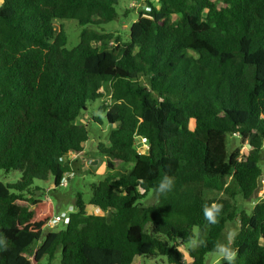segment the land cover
I'll use <instances>...</instances> for the list:
<instances>
[{"label": "trees", "instance_id": "1", "mask_svg": "<svg viewBox=\"0 0 264 264\" xmlns=\"http://www.w3.org/2000/svg\"><path fill=\"white\" fill-rule=\"evenodd\" d=\"M119 5L0 4V172H21L0 182V264L59 254L60 264H206L235 221L234 264H264V200L251 215L237 204L258 193L264 174V0H147L125 40L98 30L118 20ZM57 19L84 27L77 47L67 48ZM97 101L104 119L88 112ZM91 123L109 127L97 145L109 173L91 185L89 203L76 195L64 229H47L57 208L36 181L52 182V193L64 187L75 175L65 158L85 152ZM230 135L251 149L229 154ZM166 175L174 186L159 194ZM213 204L222 205L215 223L205 217ZM195 229L199 245L185 262L180 246Z\"/></svg>", "mask_w": 264, "mask_h": 264}, {"label": "rangeland", "instance_id": "2", "mask_svg": "<svg viewBox=\"0 0 264 264\" xmlns=\"http://www.w3.org/2000/svg\"><path fill=\"white\" fill-rule=\"evenodd\" d=\"M154 2V0H150ZM3 0H0V4ZM128 11V12H127ZM148 12L150 8L147 5V0H120V5L118 6L119 18L117 21L98 28L99 31H103L105 33H113L121 36L124 40L129 36L130 26L137 20L139 12ZM55 26L57 28L63 27L67 36H68V44L67 48L72 49L77 47L81 41V32L83 30V26H81L75 20H67V19H57L55 21ZM99 45L98 43L95 44ZM104 93L106 98L104 102H108L110 99L111 89L109 86H105ZM100 101H97L93 105L89 107L90 116H97L104 119V114L99 111ZM106 122V120H105ZM109 127L107 124L100 125L98 123H91L90 126V140L85 145V152L80 156L77 160H74L76 156L73 158H65V161L69 160L72 165L73 170L75 171V175L73 178L69 179L67 184L59 188L57 192L52 193V182H41L36 181V185L43 187L46 189L47 199L50 202L49 196L53 200L56 208L58 217H65L70 211V206L75 205V198L78 193H82L86 202H90L91 199V185L97 184L101 179H103L108 173V159L100 154L97 151V145L102 137L107 136V132ZM137 147L141 153H147L149 151V146L146 144L145 140H139L137 142ZM241 149L243 154H246L250 149L247 144L243 145L236 135H230L227 138V151L231 154L234 150ZM117 170H122L123 166L119 161H113ZM260 167L264 173V148L262 152V159L260 162ZM21 179V172L12 171L10 173L0 172V182L3 183H16ZM211 196L214 194L211 193ZM264 200V174L260 180V188L258 193L253 196L249 200H245L241 197L238 198V207L239 211H245L247 214L251 215L255 205ZM155 203V199L153 197H148L145 200V204L152 205ZM60 225L55 227L58 231L65 228V222L61 221ZM47 229H54L48 227ZM46 229V231H47ZM235 230L237 233L239 230V222L235 221L229 223L227 225L226 230L223 233L222 239L220 243H229L228 234L230 231ZM196 238L193 241L197 242V246L199 245V230L195 229ZM193 241L180 246L181 251L184 255L185 262H190V254L189 250L192 248H196L197 246L193 245ZM232 242V241H231ZM230 242V246H231ZM232 247V246H231ZM61 254L58 255L56 260L53 262H48L46 259L42 261L41 264H60ZM137 262L140 264H168L166 258L157 257V258H138ZM224 261L221 257L216 255L215 253L209 254L206 258V264H224Z\"/></svg>", "mask_w": 264, "mask_h": 264}, {"label": "clouds", "instance_id": "3", "mask_svg": "<svg viewBox=\"0 0 264 264\" xmlns=\"http://www.w3.org/2000/svg\"><path fill=\"white\" fill-rule=\"evenodd\" d=\"M173 186H174V179L166 175L157 185L155 191L159 194H165L167 192H170ZM221 208L222 205L213 204L212 210L206 209L205 210L206 219H208L209 222L211 223H215L216 222L215 217L217 214H219ZM236 235L237 233L235 232V230L230 231L228 234L229 243H218L214 249L215 254L221 257L224 261H226L227 264H234V261L236 259L238 249H233L230 246V242L235 239ZM193 245L197 246V242L193 241Z\"/></svg>", "mask_w": 264, "mask_h": 264}, {"label": "built area", "instance_id": "4", "mask_svg": "<svg viewBox=\"0 0 264 264\" xmlns=\"http://www.w3.org/2000/svg\"><path fill=\"white\" fill-rule=\"evenodd\" d=\"M73 177H74V173H67L64 180H63L62 186H65L67 184V182L69 181V179H71ZM73 210H74V208L71 206L70 211H73ZM94 212L96 214H99L101 211L99 209H95ZM64 220H66V217H56L54 220L49 222L48 227L55 228L59 225V223H61V221H64Z\"/></svg>", "mask_w": 264, "mask_h": 264}, {"label": "water", "instance_id": "5", "mask_svg": "<svg viewBox=\"0 0 264 264\" xmlns=\"http://www.w3.org/2000/svg\"><path fill=\"white\" fill-rule=\"evenodd\" d=\"M248 148L251 149V145L250 144H247Z\"/></svg>", "mask_w": 264, "mask_h": 264}, {"label": "crops", "instance_id": "6", "mask_svg": "<svg viewBox=\"0 0 264 264\" xmlns=\"http://www.w3.org/2000/svg\"><path fill=\"white\" fill-rule=\"evenodd\" d=\"M74 159H76V158H74Z\"/></svg>", "mask_w": 264, "mask_h": 264}]
</instances>
